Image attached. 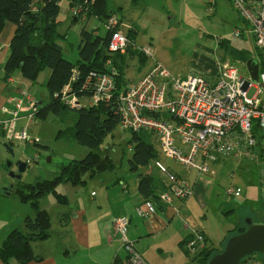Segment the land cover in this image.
<instances>
[{
    "label": "built area",
    "instance_id": "obj_1",
    "mask_svg": "<svg viewBox=\"0 0 264 264\" xmlns=\"http://www.w3.org/2000/svg\"><path fill=\"white\" fill-rule=\"evenodd\" d=\"M60 0L58 4L62 6ZM95 0L70 5L69 15L86 20L89 6ZM240 17L250 25L257 49L264 62V0H230ZM110 31L107 49L111 53H125L128 48L150 55L147 46H138L128 35L130 30L116 13L105 23ZM241 35L240 30L233 32ZM111 64L110 60L106 65ZM216 71L207 75L189 73L185 77L173 75L165 66L154 63L139 79L116 86L114 77L103 71L90 70L80 79V70L71 69V75L55 95L65 107H81L105 103L119 115V125L129 131L145 130L152 134L161 158L152 160L151 166L164 176V189L158 191L157 202L143 199L135 207L136 214L146 218L155 213L159 204L172 205L175 200L186 199L192 191L189 181L171 170L162 157L172 159L198 173L215 174L210 163L219 156L257 160L259 197L264 200V70L258 71V80L244 77L232 62L216 63ZM255 82V83H253ZM254 86L250 97L247 90ZM263 94L262 96H260ZM39 101L25 85H19L17 94L2 105L0 134L7 142H25L29 138L30 121L40 107ZM26 111V114L22 112ZM29 121L18 128L17 121ZM227 195H240L242 188L231 184L224 189ZM129 219L112 218L114 231L121 238V246L130 264H149L128 236ZM208 246L206 235L194 228L184 247L188 256H196ZM239 264H264L257 254L243 257Z\"/></svg>",
    "mask_w": 264,
    "mask_h": 264
},
{
    "label": "rangeland",
    "instance_id": "obj_2",
    "mask_svg": "<svg viewBox=\"0 0 264 264\" xmlns=\"http://www.w3.org/2000/svg\"><path fill=\"white\" fill-rule=\"evenodd\" d=\"M115 1V6H111L118 16L129 22V31L136 32L131 36L135 43L150 49L145 68L160 63L176 76L185 77L189 73L212 75L216 71V63L220 60L232 62L241 76L249 77L246 61L249 58L262 60L255 39L249 31L250 25L240 17L230 0H137L134 3L133 0ZM117 3L123 10L116 8ZM66 6L67 3H63L58 15L57 31L62 35L58 43L62 47L63 56L75 61L78 57L77 46L81 29L91 30L90 27H95L99 34L104 35L106 28L96 18H91L87 23L81 19L73 20V17L67 16L64 11ZM133 24H137L139 28H135ZM236 29L241 32L239 37L233 35ZM143 67L137 54L124 55L125 79L138 77L144 70ZM42 79L43 76L40 75L39 80L29 83L28 89L37 101H41L40 105L45 106L48 103V90L46 80ZM255 93L254 86L247 90L250 97ZM22 114H26V111L23 110ZM75 118L76 112L63 106L57 113L49 111L46 117L34 116L30 121L28 133L35 145L20 141L10 143L19 155L29 149L34 151V148L41 151L38 161L30 163L23 171L12 192L6 193L2 187L3 183H0V244L12 229H24L26 215L35 214L36 208L30 199L22 200L19 197V194H24V186L41 179H52L62 162L82 158L88 153V147L64 135V131L73 126ZM28 122L27 117L21 118L17 123L18 128ZM1 140L0 134V142ZM100 151L109 157L113 168L92 178L86 174L87 183L81 186L80 190L87 201L90 192L96 188L101 178L119 177L124 171H128V159L132 154L131 132L117 125L104 138ZM47 156H50V161H46ZM3 157H7V154L1 148L0 159ZM162 160L164 163L174 164L177 168L181 166L166 157H162ZM210 166L215 170L214 184L203 198V212L206 215L202 218L204 220L201 219L204 221L201 224H204L212 241L220 243L217 249L213 250L215 252L222 249L230 234L237 232L239 228H245L247 218L255 222L264 221V201L258 194L257 160L219 156ZM193 176L194 173L191 172L189 177ZM231 184L240 186L242 193L237 196L227 195L224 189ZM70 187L69 184L58 183L53 188L61 193H70ZM54 197L56 196L53 191H49L42 192L38 199V208H46L53 218L60 207ZM208 252L209 250L198 255L201 264L204 263Z\"/></svg>",
    "mask_w": 264,
    "mask_h": 264
},
{
    "label": "trees",
    "instance_id": "obj_3",
    "mask_svg": "<svg viewBox=\"0 0 264 264\" xmlns=\"http://www.w3.org/2000/svg\"><path fill=\"white\" fill-rule=\"evenodd\" d=\"M42 1L43 3L34 10L35 0H0V32L8 21L16 25L10 41V54L4 64V78L7 80L14 72L19 71L24 79L33 83L40 72L45 69L50 70L45 83L48 90V103L45 106L40 105L35 116L46 117L49 111L57 113L62 106L65 107L55 95L68 81L73 67L80 70V79L90 70L108 72L114 77L116 86L121 87L126 82L123 72L124 54L108 51L110 31L106 29L105 34L100 35L94 34L95 29H81L77 46L78 57L75 62H72L63 56L62 47L58 43V39L62 37L57 31L60 0ZM67 1L69 5H74L84 0ZM134 2L137 0H133ZM111 4V0H95L89 6L87 17L95 16L105 23L108 17L115 13ZM135 33L128 31L130 37ZM127 52L133 56L137 54L142 64L147 59L141 51L128 48ZM258 53L260 55L259 51ZM107 60L111 62L109 66L106 65ZM258 64L259 70H264L263 60H258ZM74 111L76 112L74 124L64 131V135L88 147L89 151L82 158L62 162L52 179H41L24 186V194L16 192L22 200L30 199L36 210L33 217L25 216L24 230L14 228L7 234L0 245L2 260L13 257L25 263L34 259L30 241L44 238L50 228L48 212L38 208V199L42 192L53 191L56 198L63 202L64 197L56 193L53 188L55 185L65 182L73 185L83 184L85 174L94 177L96 174L113 168L109 157L101 154L100 148L104 138L119 125V115L105 103L92 107H81ZM130 132L132 154L128 159V165L131 171H137L138 167H146L151 164L152 160L161 158L157 143L150 132L145 130ZM138 176V191L143 199L149 198L157 202L158 191L164 189L162 180L155 172L139 173ZM245 228H239L232 234L239 233ZM214 249L216 248L207 246L198 253L200 255L201 252L209 250L203 264H207L213 254L222 250L213 252ZM253 254L264 259V253Z\"/></svg>",
    "mask_w": 264,
    "mask_h": 264
},
{
    "label": "crops",
    "instance_id": "obj_4",
    "mask_svg": "<svg viewBox=\"0 0 264 264\" xmlns=\"http://www.w3.org/2000/svg\"><path fill=\"white\" fill-rule=\"evenodd\" d=\"M42 3V0H35L34 10ZM63 3H67L64 11L68 16L70 5L67 0L62 1V6ZM112 4L115 6L116 1L112 0ZM116 8L123 10L119 4ZM91 18L96 17L89 16L84 21L87 23ZM121 18L128 26L129 22L125 21L124 17ZM133 26L138 27L137 24ZM90 28L95 29V27ZM15 29L16 25L8 21L0 32V107L9 105V98L17 94L19 85L28 87L31 83L24 79L19 71L14 72L7 80L4 78V64L10 54V41ZM94 34H99L96 29ZM146 62L142 64L144 70L138 77L126 78V81L141 78L152 66L145 68ZM49 74V69L43 70L36 81L39 80L40 75L43 76L42 81L47 80ZM1 117L3 115L0 112ZM165 164L191 184L192 191L186 199L175 200L170 206L159 204L155 213L142 218L135 211V207L143 201V196L138 191V174L155 172L164 184V176L155 168L148 165L138 167L137 171H131L128 165V171H124L119 177L101 178L96 188L90 192L88 201L80 190V187L87 183L85 174L83 184L62 183L71 186L70 193L66 191L61 193L54 189L64 197L63 202L54 197L57 205L60 206L54 218L46 208H39L48 212L50 228L44 238L30 241L34 259L23 263L13 257L8 260H2L0 257V264H130L127 253L121 246V238L112 225V218L119 216L129 219L128 236L134 240L139 254L149 264H201L198 254L193 257L188 256L184 243L196 228L205 233L208 246L217 249L220 244L212 241L204 224H201L204 222L201 219L206 215L203 212L205 208L203 198L214 184V175L198 173L195 169L183 166L177 168L172 163ZM151 169L153 171H150ZM191 172L194 173L192 178L189 177Z\"/></svg>",
    "mask_w": 264,
    "mask_h": 264
},
{
    "label": "water",
    "instance_id": "obj_5",
    "mask_svg": "<svg viewBox=\"0 0 264 264\" xmlns=\"http://www.w3.org/2000/svg\"><path fill=\"white\" fill-rule=\"evenodd\" d=\"M246 67L251 78L257 81L258 60L249 58L246 61ZM3 146L7 147L10 153H13V148L9 146L7 141L3 143ZM46 161H50V157ZM25 164L23 162L19 166V173L12 177L20 179V173L25 170ZM6 193H10V191ZM253 253H264V221L255 222L251 218H247L246 228L239 233L228 236L222 250L213 254L208 259L207 264H239L243 257Z\"/></svg>",
    "mask_w": 264,
    "mask_h": 264
},
{
    "label": "flooded vegetation",
    "instance_id": "obj_6",
    "mask_svg": "<svg viewBox=\"0 0 264 264\" xmlns=\"http://www.w3.org/2000/svg\"><path fill=\"white\" fill-rule=\"evenodd\" d=\"M4 142L5 140L2 139L0 142V149L2 148L3 152L7 154V157L0 159V183H3L2 187L5 192H12L14 186L19 182V179L12 176L19 173V166L23 162L26 163L25 169L30 165V163L37 162L40 157L39 151L41 150L34 148V151H30L29 149V151H23V153L19 155L14 149L13 153H10L8 148L3 146ZM7 143L11 146L10 142ZM25 144L35 145V141L29 136V138L26 139ZM48 157L50 156H47V158ZM22 173L23 172L20 173V178Z\"/></svg>",
    "mask_w": 264,
    "mask_h": 264
}]
</instances>
